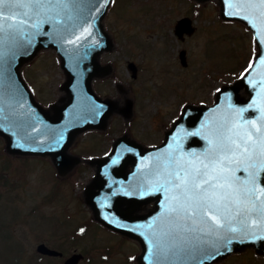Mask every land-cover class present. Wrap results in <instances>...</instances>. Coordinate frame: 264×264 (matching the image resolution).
Masks as SVG:
<instances>
[{"label": "rangeland", "instance_id": "374dc122", "mask_svg": "<svg viewBox=\"0 0 264 264\" xmlns=\"http://www.w3.org/2000/svg\"><path fill=\"white\" fill-rule=\"evenodd\" d=\"M186 3L185 0H113L108 19V28L117 32L126 30L124 22L118 20V16L124 18L128 31L117 32L121 40L117 39L125 47L127 54L137 57L139 66L143 62L149 65V54L154 52L150 59L154 60L152 67L158 68L159 77L163 79L160 87L164 93L175 92L169 98L162 97L165 105L170 106L173 111L181 97H209L202 89L203 75L206 80L216 83H231L245 72L253 58V41L247 30L240 25L223 24L217 17H211L216 16L215 10L207 6L202 10V15L205 16L197 18V26L202 30L187 45L190 55L192 54L189 58L191 66L186 71L182 69L176 54L183 47L178 44L173 31L166 33V30L170 29L176 18L189 12L188 7L183 8L188 5ZM143 27L152 31L146 30L144 33ZM162 33L165 39L154 36ZM145 34L149 41L145 39ZM39 59L30 66L28 77L46 89V76L53 61L51 57L45 56ZM117 61L122 67L121 76L127 78L126 65L129 61L122 56ZM154 71L157 74V70ZM37 72L39 78L36 77ZM178 75L188 82L179 80ZM61 77L60 74L57 80ZM49 85L53 94L45 92V101L53 98L55 93V83ZM147 86L148 89L159 87L156 81L154 84L151 80L147 82ZM105 88L102 91L107 92L109 87ZM171 115L172 113L162 120V126L168 123ZM1 147L2 142L0 150ZM3 166L7 168L2 171ZM49 166V163L41 159L11 161L0 154V264H52L46 261L36 262V247L41 243L52 249H62L65 257L83 251L84 254L90 253L96 262L106 260L105 264H136V250L130 241H121L119 237L100 229L85 217L76 194V188L80 186L82 179L69 181L63 188L64 191H61ZM55 196L61 198L53 201ZM62 199L70 204L67 205ZM69 212L80 216L70 218L73 214ZM66 218L70 219L64 223ZM83 222L82 227L89 229L90 237V232H87L85 237L72 241L68 232L74 233ZM72 247L77 249L74 251ZM222 264H264V258L249 251L233 255Z\"/></svg>", "mask_w": 264, "mask_h": 264}, {"label": "water", "instance_id": "95a60500", "mask_svg": "<svg viewBox=\"0 0 264 264\" xmlns=\"http://www.w3.org/2000/svg\"><path fill=\"white\" fill-rule=\"evenodd\" d=\"M219 1L222 5L223 14L227 18L238 20L252 30L259 54L248 74L233 88L225 90L219 95L215 107L189 111L170 135L166 144L162 148L145 155L142 166H151L153 173H157L163 168L172 167V170H168L167 181L169 179L174 180L177 173L183 176L184 172H181L183 166L194 167L199 166L201 162L208 163L209 158L216 153L218 147L221 144H227L230 139L239 141L243 138L249 140L247 135L249 130L255 133V128L264 121V116L261 118L255 117V115L250 116L254 112L256 114L264 105V3H261V0ZM107 2L108 0H74V2L69 3L67 9L62 6L51 9L46 7L39 16L33 13L29 17L22 16V13L28 10L26 8L5 6L3 9L7 15L17 14L14 17L16 19L23 18L26 21L32 19L34 25H38L39 30V34H35L37 33L36 27L29 31L26 22L17 29H9L0 34V136L5 140L6 150L9 154L50 156L58 173L60 175L64 173L61 166L67 163L66 150L71 143L67 139H62L59 143L53 142L69 134L68 123L72 124V119L65 115L61 121L45 125L41 133L39 131L30 133L20 120L21 103L18 102L15 106L11 104L12 86L17 92L22 91V88L20 84L10 85V78L16 76V70L23 61L30 59L38 49L42 48L41 46L47 45V39H51V42L54 38L65 34L74 38L75 51L88 49L91 44L90 17L102 12ZM181 26L176 31L179 35H181L179 33ZM78 38L81 39V45L77 44ZM30 47L36 50L28 57ZM91 62L96 63L94 58ZM89 65L82 72L83 78L77 77L73 81L72 87L74 97L70 109L79 108L84 115H86L84 107L87 102L84 91L88 82L86 79L88 77L91 79L96 74ZM69 76L73 80L72 75ZM242 89L247 91L251 99L245 100L238 95ZM240 109H245V111L237 114ZM12 113L17 114V121H15L14 116H11ZM63 113L67 114L68 109ZM247 121H255L256 123L248 124ZM56 127L59 128L56 129ZM75 134L76 132H73V135ZM26 135L29 142L38 143L40 146L36 147L34 152L31 144L26 143ZM210 141L211 143H209ZM253 142H255V135L249 140V143ZM232 167H236V165L234 164ZM161 172L163 173L164 170ZM235 177L236 183L242 184L246 179V174H238L237 171ZM258 186L264 185H259L258 182ZM152 191L158 202L155 215L151 218L100 216L95 217V219L107 228L137 240L142 247V255L137 259L139 264H179L182 252L175 254L170 252V239L164 235L177 229L178 225L185 223L178 219L175 213L169 211L175 206V202L170 199L175 190L169 184L164 188L153 186ZM256 196L261 197V193L257 191ZM256 220L257 223H254ZM230 223L239 229L237 233H232L231 239L234 243L243 237L248 242L253 241L259 253H264V240H253L252 238L253 233L257 236L264 235V231H262L264 222L260 221L259 209L253 212L251 216L247 214L236 216L231 219ZM257 224L260 226L257 227ZM211 240L212 238H209L210 244ZM224 243L225 241H218L216 247L218 244ZM157 245L159 246L157 247ZM38 250L41 253L56 255L55 252L46 250L43 246H40ZM161 251L165 253L162 254ZM211 251H215V248L210 245H204L199 250L200 260L203 264L209 263L205 259ZM165 254L177 255L173 258V262L166 259ZM188 255L189 253H185L182 256L184 264L189 261ZM78 258L75 256L68 263H74Z\"/></svg>", "mask_w": 264, "mask_h": 264}, {"label": "snow or ice", "instance_id": "6c2138e0", "mask_svg": "<svg viewBox=\"0 0 264 264\" xmlns=\"http://www.w3.org/2000/svg\"><path fill=\"white\" fill-rule=\"evenodd\" d=\"M72 2L74 0H0V34L9 29H17L27 22L23 18H14L17 15L15 13L5 14V6L26 8L28 10L23 12L22 16L29 17L33 13L39 16L46 7L51 9L62 6L67 9ZM261 3H264V0H261ZM8 21L10 22L5 23ZM32 26L37 28L35 34H39L38 25ZM243 111L245 109H240L237 114ZM247 135L249 140L255 135V142L249 143V140L243 138L239 141L230 139L227 144L218 147L208 163L201 162L199 166L183 170V176L177 173L174 180L166 181L175 190L170 197L175 206L169 211L185 222L178 225L177 229L164 234L170 239L169 251L173 254L192 253L201 250L204 245H210L215 248L212 254L215 258L216 255L223 254L216 247V242L226 241L224 246L227 247L233 242L227 234L239 231L231 226L232 218L242 214L251 216L259 208L260 221L264 222V198H261L264 197V186H258V182L259 185H264V121L255 128V133L249 130ZM112 162L117 163L116 160ZM234 164L236 167H232ZM240 165L244 167L241 168ZM237 171L246 174L242 184L236 183ZM164 187L161 185V188ZM257 191L261 193V197L256 196ZM259 226L257 224V227ZM209 238H212L211 244ZM252 238L264 240V235L257 236L253 233ZM199 264L203 262L200 261Z\"/></svg>", "mask_w": 264, "mask_h": 264}]
</instances>
